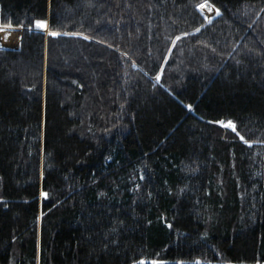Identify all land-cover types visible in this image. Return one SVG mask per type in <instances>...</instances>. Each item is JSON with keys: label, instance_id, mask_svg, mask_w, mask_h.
<instances>
[{"label": "trees", "instance_id": "1", "mask_svg": "<svg viewBox=\"0 0 264 264\" xmlns=\"http://www.w3.org/2000/svg\"><path fill=\"white\" fill-rule=\"evenodd\" d=\"M0 48V264H264V0H0Z\"/></svg>", "mask_w": 264, "mask_h": 264}, {"label": "snow or ice", "instance_id": "2", "mask_svg": "<svg viewBox=\"0 0 264 264\" xmlns=\"http://www.w3.org/2000/svg\"><path fill=\"white\" fill-rule=\"evenodd\" d=\"M198 7L201 8V9H203V8L205 7V5H204V4H200V5H198ZM213 7H214V6H213ZM209 10H211V9H209ZM216 14H217V15L220 14V10H219L218 8L216 9ZM36 23H37V25H39L40 27H47V24H46L45 21H37ZM197 31H199V29H197ZM51 34H52L53 36L59 35V34L56 33V32H53V33H51ZM177 39H179V37H177ZM188 108L191 109V108H192V105H188ZM219 123L224 124L225 122H224V121H219ZM227 124H228V126L231 127L234 131L236 130V125H235V123H234L233 121H228ZM240 139H241V140H244V142H245L246 144H247V143H250V141L245 140V138H244L243 136H240ZM141 178H143V177H141ZM137 187H138V186H137ZM41 194H42L44 197H47V196H48V192H46V191H42ZM169 227H171V225H169ZM105 247H107V245H105ZM141 264H143V262H141ZM153 264H165V262H164L163 260H161V261H153ZM179 264H183V262L181 261V262H179ZM197 264H201V262L198 261ZM256 264H260V262L257 261Z\"/></svg>", "mask_w": 264, "mask_h": 264}, {"label": "bare ground", "instance_id": "3", "mask_svg": "<svg viewBox=\"0 0 264 264\" xmlns=\"http://www.w3.org/2000/svg\"><path fill=\"white\" fill-rule=\"evenodd\" d=\"M204 5L205 7L203 9L199 8V11L203 13L207 20H210L216 15V9L212 6L211 3H205Z\"/></svg>", "mask_w": 264, "mask_h": 264}, {"label": "rangeland", "instance_id": "4", "mask_svg": "<svg viewBox=\"0 0 264 264\" xmlns=\"http://www.w3.org/2000/svg\"><path fill=\"white\" fill-rule=\"evenodd\" d=\"M205 3H210V2H205ZM205 3H203V4H205ZM212 6H214L213 4H212ZM215 7V9H217V7L216 6H214ZM201 14L203 15V13L201 12ZM220 15H221V11H220V14L219 15H215L212 19H210V20H207V18H205V16L203 15V17L205 18V20L208 22V23H210V22H212L213 20H216L217 18H219L220 17ZM14 28H17V27H14ZM17 29H19L20 30V32L22 33V28H17ZM45 32L48 34L49 32H48V30H45ZM18 48H20V46L18 47ZM0 49H8V48H0ZM226 127H229L228 125H226Z\"/></svg>", "mask_w": 264, "mask_h": 264}]
</instances>
